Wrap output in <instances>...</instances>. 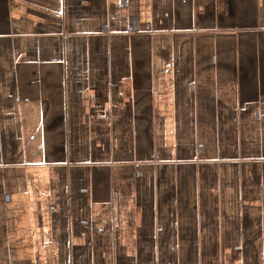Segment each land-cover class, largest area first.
Returning <instances> with one entry per match:
<instances>
[{
	"label": "crops",
	"instance_id": "crops-1",
	"mask_svg": "<svg viewBox=\"0 0 264 264\" xmlns=\"http://www.w3.org/2000/svg\"><path fill=\"white\" fill-rule=\"evenodd\" d=\"M0 264H264V0H0Z\"/></svg>",
	"mask_w": 264,
	"mask_h": 264
}]
</instances>
